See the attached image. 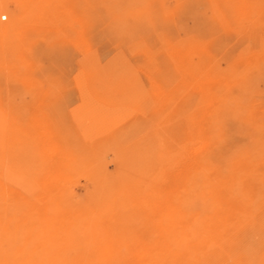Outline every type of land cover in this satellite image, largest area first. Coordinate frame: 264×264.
Here are the masks:
<instances>
[{
    "label": "rangeland",
    "instance_id": "obj_1",
    "mask_svg": "<svg viewBox=\"0 0 264 264\" xmlns=\"http://www.w3.org/2000/svg\"><path fill=\"white\" fill-rule=\"evenodd\" d=\"M0 264H264V0H0Z\"/></svg>",
    "mask_w": 264,
    "mask_h": 264
},
{
    "label": "bare ground",
    "instance_id": "obj_2",
    "mask_svg": "<svg viewBox=\"0 0 264 264\" xmlns=\"http://www.w3.org/2000/svg\"><path fill=\"white\" fill-rule=\"evenodd\" d=\"M4 19L6 20L5 17H3V20H4ZM198 137H199V136H198ZM200 140H201V139H200ZM220 187H222V186H220ZM216 192H218V191H216ZM224 205H225V206H228L226 203H224ZM240 206H241V205H240ZM169 210H171V209H169ZM222 218H223V217H222Z\"/></svg>",
    "mask_w": 264,
    "mask_h": 264
}]
</instances>
